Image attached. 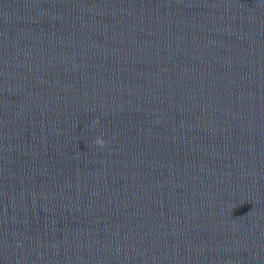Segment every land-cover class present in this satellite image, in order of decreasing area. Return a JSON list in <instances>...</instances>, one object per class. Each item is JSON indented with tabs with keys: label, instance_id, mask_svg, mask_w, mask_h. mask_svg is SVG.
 <instances>
[{
	"label": "clouds",
	"instance_id": "9594fccd",
	"mask_svg": "<svg viewBox=\"0 0 264 264\" xmlns=\"http://www.w3.org/2000/svg\"><path fill=\"white\" fill-rule=\"evenodd\" d=\"M97 123H98V121H97ZM95 143H96V145H98L100 147H104L106 144L105 140L101 137H97L95 140Z\"/></svg>",
	"mask_w": 264,
	"mask_h": 264
}]
</instances>
